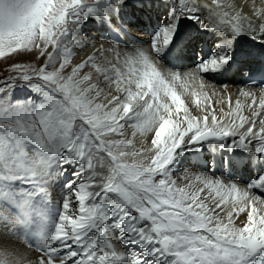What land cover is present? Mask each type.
<instances>
[{
	"label": "snow or ice",
	"instance_id": "1",
	"mask_svg": "<svg viewBox=\"0 0 264 264\" xmlns=\"http://www.w3.org/2000/svg\"><path fill=\"white\" fill-rule=\"evenodd\" d=\"M0 58V264H264V0H0Z\"/></svg>",
	"mask_w": 264,
	"mask_h": 264
},
{
	"label": "bare ground",
	"instance_id": "2",
	"mask_svg": "<svg viewBox=\"0 0 264 264\" xmlns=\"http://www.w3.org/2000/svg\"><path fill=\"white\" fill-rule=\"evenodd\" d=\"M142 38L144 40H147L148 39L147 34H144L142 36ZM81 55H83V54H81ZM188 67L190 69L191 68V64H189ZM217 83H219V82H217ZM223 83L228 85L227 89H221L220 87L217 86L216 91L217 92L223 91L225 96L231 95L233 101H235V99L237 98L238 91L245 87V85L243 83H241L238 79H236V80H233V79L224 80ZM185 99H186V102H188L189 107H192V104L190 102V98L186 97ZM213 99L216 100L217 97H213ZM240 99L243 100V97H240ZM220 106L221 105L217 104V107H220ZM193 111H194L195 114L201 115V113L197 112L194 108H193ZM241 218H243V216Z\"/></svg>",
	"mask_w": 264,
	"mask_h": 264
},
{
	"label": "rangeland",
	"instance_id": "3",
	"mask_svg": "<svg viewBox=\"0 0 264 264\" xmlns=\"http://www.w3.org/2000/svg\"><path fill=\"white\" fill-rule=\"evenodd\" d=\"M16 58L22 62H29L33 60V57H29V56H19ZM7 63H11V61H8ZM0 67H6L5 58H0ZM10 74H13L10 69L4 72H0V78H3L4 76L10 75Z\"/></svg>",
	"mask_w": 264,
	"mask_h": 264
}]
</instances>
